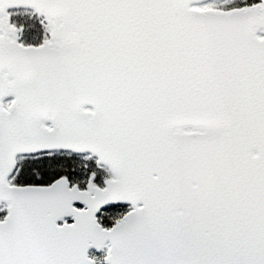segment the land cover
<instances>
[{
	"label": "snow or ice",
	"instance_id": "obj_1",
	"mask_svg": "<svg viewBox=\"0 0 264 264\" xmlns=\"http://www.w3.org/2000/svg\"><path fill=\"white\" fill-rule=\"evenodd\" d=\"M0 264H264V0H0Z\"/></svg>",
	"mask_w": 264,
	"mask_h": 264
}]
</instances>
